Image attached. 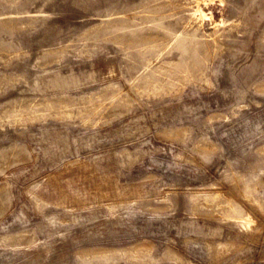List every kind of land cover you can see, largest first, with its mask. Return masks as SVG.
Masks as SVG:
<instances>
[{
  "label": "rangeland",
  "instance_id": "obj_1",
  "mask_svg": "<svg viewBox=\"0 0 264 264\" xmlns=\"http://www.w3.org/2000/svg\"><path fill=\"white\" fill-rule=\"evenodd\" d=\"M0 264H264V0H0Z\"/></svg>",
  "mask_w": 264,
  "mask_h": 264
}]
</instances>
